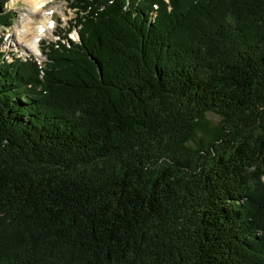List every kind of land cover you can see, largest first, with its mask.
Instances as JSON below:
<instances>
[{"label":"trees","instance_id":"16d2710c","mask_svg":"<svg viewBox=\"0 0 264 264\" xmlns=\"http://www.w3.org/2000/svg\"><path fill=\"white\" fill-rule=\"evenodd\" d=\"M69 6L0 50V264H264V0Z\"/></svg>","mask_w":264,"mask_h":264},{"label":"rangeland","instance_id":"374dc122","mask_svg":"<svg viewBox=\"0 0 264 264\" xmlns=\"http://www.w3.org/2000/svg\"><path fill=\"white\" fill-rule=\"evenodd\" d=\"M0 3L5 10L12 12V19L9 23L0 27V37L2 39L0 50L4 52V56L8 59H11V55L13 54L24 59L31 55L34 56L37 61L43 63V61H45V56L40 51L42 46L48 41H55L58 39L60 37L58 34L62 35L63 30L68 27L75 17L73 9L69 6L70 0H51V2L40 9L41 11L50 10L52 14L47 20L49 29L39 40L38 49H36V47L34 49L25 44L26 47H23L22 42L18 39L16 34L29 5L24 0H0ZM36 17L35 23H32V28L37 26V22L40 20V16ZM68 37L77 40V28L72 27ZM219 125L220 117L212 112H207L196 134L205 140H209L214 135L216 127Z\"/></svg>","mask_w":264,"mask_h":264},{"label":"bare ground","instance_id":"6f19581e","mask_svg":"<svg viewBox=\"0 0 264 264\" xmlns=\"http://www.w3.org/2000/svg\"><path fill=\"white\" fill-rule=\"evenodd\" d=\"M29 8L24 15L20 28L17 30V37L22 42V46L29 45L38 49V42L41 37L49 29L47 20L52 14L50 10H40L43 6L51 2V0H24ZM49 9V8H48ZM52 9V8H51ZM40 16L37 26L32 28V23L36 21V16ZM25 44V45H24ZM26 47V46H25Z\"/></svg>","mask_w":264,"mask_h":264},{"label":"water","instance_id":"95a60500","mask_svg":"<svg viewBox=\"0 0 264 264\" xmlns=\"http://www.w3.org/2000/svg\"><path fill=\"white\" fill-rule=\"evenodd\" d=\"M78 35V34H77Z\"/></svg>","mask_w":264,"mask_h":264}]
</instances>
